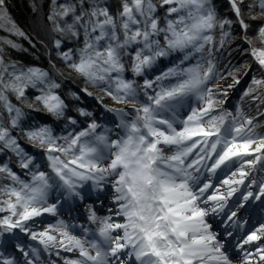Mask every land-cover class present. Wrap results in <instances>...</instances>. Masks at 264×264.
<instances>
[{"label": "snow or ice", "instance_id": "6c2138e0", "mask_svg": "<svg viewBox=\"0 0 264 264\" xmlns=\"http://www.w3.org/2000/svg\"><path fill=\"white\" fill-rule=\"evenodd\" d=\"M228 4L246 51L264 71V25L249 38L244 0ZM112 7L109 0H51L46 16L53 32L81 42L57 54L99 91L115 115L112 127L93 119L78 128L50 71L6 61L3 46L19 45L0 37V156L7 157L0 160V236L19 230L44 252L55 249L62 264H234L211 222L220 217L239 264H264V124L257 119L264 118V75L252 77L234 111L225 107L228 91L252 65L229 70L226 88L213 83L227 78L214 61L213 32L221 30L223 47L233 20L218 18L212 0H117ZM247 7L259 8L251 20L264 21V0ZM0 29L25 36L7 0H0ZM64 42L55 39V48ZM246 98L255 115L244 110ZM25 107L54 120L26 122ZM56 121H64L60 134ZM86 187L110 188L112 207L102 215L87 204V223L69 222L64 203L84 201ZM17 247L25 264H43L40 248ZM0 264L17 262L0 254Z\"/></svg>", "mask_w": 264, "mask_h": 264}, {"label": "trees", "instance_id": "16d2710c", "mask_svg": "<svg viewBox=\"0 0 264 264\" xmlns=\"http://www.w3.org/2000/svg\"><path fill=\"white\" fill-rule=\"evenodd\" d=\"M63 2V0H60ZM113 5L112 10H116L117 0H109ZM255 0H244V5L242 6V12L244 14L245 22L250 24L248 31L249 38H254L256 30L258 27L264 25V21L257 19L251 20L250 16L255 15L259 17V8L257 7L255 11L250 12L247 5H251ZM212 3L216 7L218 18H225L233 20V24L230 27H226L224 31L229 32L230 35L224 38L223 47L220 46L221 40V30L219 28L215 29L213 32L216 47L214 52V61L217 64L218 73L227 77V72L234 67H240L241 65L251 64L252 68L248 71L247 75L241 73V83L237 85L238 92L232 101L231 105L226 108L229 110L235 109L238 103H241L240 97L243 91L250 84L253 76L259 77L264 75L258 65L253 63L252 57L246 51L249 49V45L244 42L243 39L238 37L239 31L241 30L236 23V17L230 11V6L228 0H212ZM51 8V0H7V12L13 21L16 23L18 28L25 33V36L21 37L10 33L4 29H0V37L13 40L18 48H11L10 46L4 45V55L5 60L9 62H16L22 66H36L50 71L53 77L58 83L61 84V89L59 90L63 97L66 98V102L69 103L68 115L73 116L78 120L77 127H84L91 120H96L97 123L101 125H107L102 118H97L95 110L89 109V100L85 92L82 90L87 87L89 91L99 94L97 89L92 88L87 85L82 78L71 73L66 67L65 62L58 56V51H67L69 48L75 49L81 46L80 41L65 39L61 37L58 33L51 30V22L46 20V16ZM55 39H64L65 42L62 44L61 49H56L54 46ZM257 46H259V41H254ZM130 75V74H129ZM227 77L226 79H229ZM220 80V79H217ZM216 81V80H215ZM142 82V81H140ZM75 93L79 99H76L72 94ZM35 90H29L27 93L29 101L33 98ZM222 98V97H221ZM14 104L20 105V102L16 101L14 96H10ZM107 100V98H105ZM242 105L244 110L251 115L256 114V104L246 98ZM83 108L86 111L92 113L91 117L79 116L77 109ZM26 113V122H39V123H52L54 118L48 116L43 112H36L32 109L24 108ZM260 111L264 112V107H261ZM5 113V117H6ZM258 121L264 124V118H257ZM64 121H56L53 124L54 131L57 134L61 133L63 129ZM68 130H71L70 128ZM260 129H258L259 131ZM19 136L20 131L16 129L13 133ZM22 144L27 148V150L35 155L37 150L32 149L27 145L26 141L21 140ZM11 155V154H9ZM7 159L6 156H0V160ZM12 166L15 171L21 172V170L15 167V158L13 157ZM22 174V173H21Z\"/></svg>", "mask_w": 264, "mask_h": 264}, {"label": "rangeland", "instance_id": "374dc122", "mask_svg": "<svg viewBox=\"0 0 264 264\" xmlns=\"http://www.w3.org/2000/svg\"><path fill=\"white\" fill-rule=\"evenodd\" d=\"M243 36H244V32L242 30H240L238 37L240 39H242ZM213 83H219L222 88H226L228 84L232 83V80H231V78L223 79V80H216V81H213ZM237 92H238L237 85L235 86V88L229 89L228 98L226 100L225 107L231 105V103L234 100ZM98 95H100V93L99 94L93 93L92 96L88 97L89 109L90 110L95 109V113L97 115V118H102L108 127H112L114 122H115V115L112 113H108L105 110L103 105L96 98ZM105 103L109 104V106H113L112 102L110 100L105 99ZM96 199H97L96 196H94L93 198H90V196L86 197L84 201H79V205H76L77 206L76 208H78L79 212L80 211L83 212L84 217H86L87 212H86L85 205L93 204L94 207H96L99 210L98 214H101L100 213V205L98 206V204H102V202L100 203ZM107 200H109V199H107ZM105 204L106 205L103 206L102 208L105 210L106 213L104 214V212H103L102 215L108 214L107 209L112 207L109 204V201H105ZM73 205H74V203H71L70 201H67L66 203H64L63 208H65L66 211H64L63 208L61 210L64 218L67 219L69 222H74L77 224L87 223L86 219H84L82 217L77 218V219L76 218L73 219L70 217L69 212H71V211L75 212L76 211V209H73ZM255 206L259 207V202H257ZM48 219H51V218H48ZM219 220H220V217L211 218V222L213 223V226H214V231L221 233V238L224 239L230 245L228 251H229L230 255L233 257L234 264H239V259H240L239 255L238 254L234 255V253H233L234 251H236L234 249L235 239L229 240L228 238L223 236L224 225L219 224ZM34 227L37 230L40 229L41 225H40L39 221H37V224ZM17 245H19L20 247H23L25 249V251H28L30 247L40 248L41 260L43 261V264H49L50 260L56 261L57 264H62L60 257H57L55 254V252H56L55 249L51 250V253L44 252L42 247L39 246L36 241H33L27 234L22 233L19 230H15L13 233H5L3 236H0V254H2L3 257H5V258H14L16 260L17 264H25V259H24L23 253H21L20 248L17 247ZM65 255H70V254L63 253V252L61 253V256H65Z\"/></svg>", "mask_w": 264, "mask_h": 264}, {"label": "bare ground", "instance_id": "6f19581e", "mask_svg": "<svg viewBox=\"0 0 264 264\" xmlns=\"http://www.w3.org/2000/svg\"><path fill=\"white\" fill-rule=\"evenodd\" d=\"M95 110V109H94ZM108 190V191H107ZM84 192H85V196L86 197H89L90 196V198H93L94 196H96L97 197V199L96 200H98L100 203L102 202V204H98V206L100 205V213L102 214L103 212H104V214L106 213L105 212V210L102 208L103 206H105L106 204H105V201H109V204L112 206V202H111V190H110V188H108V189H106L105 191H103V192H99V193H97V192H95V191H90L89 190V188L88 187H86L85 188V190H84ZM93 196V197H92ZM107 199H109V200H107ZM68 201H70L71 203H74V205H73V209H76V211L75 212H69V214H70V217L71 218H73V219H77V218H80V217H82V218H84V213L83 212H79L78 211V208H76L77 206L76 205H79V200H68ZM63 210L64 211H66L65 210V208H63ZM82 210V209H81ZM84 219H86V217L84 218ZM15 236V235H14ZM233 251V250H232ZM234 253V255H237V252L236 251H234L233 252Z\"/></svg>", "mask_w": 264, "mask_h": 264}]
</instances>
